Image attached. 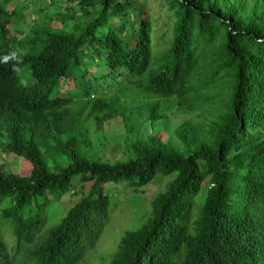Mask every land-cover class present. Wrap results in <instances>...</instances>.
<instances>
[{"label":"trees","instance_id":"16d2710c","mask_svg":"<svg viewBox=\"0 0 264 264\" xmlns=\"http://www.w3.org/2000/svg\"><path fill=\"white\" fill-rule=\"evenodd\" d=\"M58 1L69 18L39 33L55 42L33 60L34 74L48 90L72 87L53 97L36 134L7 127L0 142L31 166L0 169V264H84L112 217L111 191L157 173L174 176L107 264H264V0H167L162 41L136 0ZM10 22L0 9V43ZM109 79L113 91H93ZM217 85L228 93L207 126L188 116L168 138L145 131L202 107L194 92ZM112 143L129 156L103 160ZM85 183L73 205L58 202Z\"/></svg>","mask_w":264,"mask_h":264},{"label":"rangeland","instance_id":"374dc122","mask_svg":"<svg viewBox=\"0 0 264 264\" xmlns=\"http://www.w3.org/2000/svg\"><path fill=\"white\" fill-rule=\"evenodd\" d=\"M46 0H38L39 3H45ZM54 2H58V0H53ZM1 2V0H0ZM136 3L141 4L142 8L147 10V15H151V19L155 25V40H163L167 38L170 34L171 21L168 19L170 16V11L168 10L167 0H136ZM57 4H54L56 7ZM35 19L33 20V18ZM41 18V14L35 12L31 14L29 19L34 22L38 21ZM53 24H57L54 19L52 20ZM32 22H27L19 26V29H27L32 25ZM161 40V41H162ZM38 44V43H37ZM159 48V47H157ZM91 68L92 66L89 65ZM86 66H83L85 68ZM22 76L25 79H30L29 73L26 69L21 70ZM117 77V76H116ZM114 79V78H113ZM113 79L102 80V82H94L93 83V91H97L96 93L102 95L105 90L113 91L115 89V83ZM119 86L123 87L122 80H125L123 76L118 78ZM129 78H127L128 80ZM121 80V81H120ZM71 86H69L70 88ZM143 89V86H141ZM67 89L63 88V92H66ZM109 91V93H110ZM135 91H138L135 88ZM198 96L196 97L197 102H202V107H193V110L188 112L187 110H178L169 115L166 119H162L160 122L155 123L153 127L149 124H145V131L147 133H157L161 138H168L169 131L185 120L188 116L193 118V121L196 125L207 126V124L214 119L215 113L217 109L223 107L225 103V98L228 93L227 86H211L209 88H201L194 92ZM206 93L207 95H213V98L208 96L203 100L202 94ZM55 94H57L55 92ZM72 97H76L77 94L72 92ZM212 98V99H211ZM75 100H77L75 98ZM81 103L79 100H77ZM120 119V118H118ZM120 125V124H119ZM142 131V129H141ZM144 132V131H143ZM125 149L123 146H120L117 143H112L107 147L106 151L102 155L103 160L112 161L117 158H121L123 155V151ZM128 153L122 157L127 158ZM0 169H7L17 171L20 174H26L31 169L30 163L25 161L22 156L15 155L13 153L5 154L0 152ZM174 174L163 175L157 173L153 176V178L145 184L143 187H139L138 189H132L131 187H127L125 184H120L116 189L111 191V197L113 198V206L114 211L112 213L111 219L106 221L107 223L102 227L98 238L91 245L92 249L87 258H84V264H107L108 254L113 251L116 246L118 239L123 234V231L126 229H134L140 226L143 221H145L147 215L150 212L151 205L150 201L152 196L156 195L158 192L163 191L166 188V185L169 180L172 179ZM89 183H85L84 186H76L74 192H68L62 196V198L58 201L63 207H70L73 205L75 201L80 198V193L82 191L88 190ZM55 207V205H53ZM58 212V208L56 210ZM100 255L104 257L103 260L100 259ZM107 258V259H106Z\"/></svg>","mask_w":264,"mask_h":264},{"label":"clouds","instance_id":"9594fccd","mask_svg":"<svg viewBox=\"0 0 264 264\" xmlns=\"http://www.w3.org/2000/svg\"><path fill=\"white\" fill-rule=\"evenodd\" d=\"M54 4L57 6L54 7ZM0 9L4 12L7 10L11 18L7 27L9 29L7 36L0 43V103L2 104L0 142L2 144L7 139V127L12 130L19 127L22 132L24 128H27L32 135L36 134L39 128L34 124L47 120L53 97L67 96L71 91L72 81H68L67 85L52 87L48 90L37 85L40 81L34 74L33 60L39 57L47 46L52 44L51 42H55L54 37L49 39L44 35L62 30V20L69 18L64 13L66 12L65 5L53 0H46L45 3H39L38 0H9L7 2L1 0ZM35 12L40 13L41 18L34 22L30 19L26 21ZM53 19L58 25L53 24ZM27 22H32V25L20 30L19 26ZM45 30L44 35L39 34ZM23 69L29 73L30 79L22 76L21 70ZM63 88L67 91L63 92ZM28 97H33V99L27 100Z\"/></svg>","mask_w":264,"mask_h":264}]
</instances>
